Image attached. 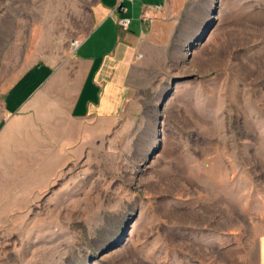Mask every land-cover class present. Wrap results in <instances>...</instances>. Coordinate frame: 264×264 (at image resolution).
<instances>
[{"label": "rangeland", "instance_id": "obj_1", "mask_svg": "<svg viewBox=\"0 0 264 264\" xmlns=\"http://www.w3.org/2000/svg\"><path fill=\"white\" fill-rule=\"evenodd\" d=\"M98 3L0 0V264H257L264 0H169L124 115L62 151L49 115L68 121L72 44ZM39 61L69 69L8 119L13 85Z\"/></svg>", "mask_w": 264, "mask_h": 264}, {"label": "crops", "instance_id": "obj_2", "mask_svg": "<svg viewBox=\"0 0 264 264\" xmlns=\"http://www.w3.org/2000/svg\"><path fill=\"white\" fill-rule=\"evenodd\" d=\"M169 0H99L93 8L92 29L71 57L69 65H78L79 90L66 112L67 122L56 121L49 115L50 124L63 131L61 149L74 153L88 149L94 135L103 133L104 127L116 123L130 102L131 68L142 53V41L165 14ZM131 19L124 30L120 19ZM69 67L39 61L19 77L7 97L6 117L14 119L27 105L28 100L50 83L55 75ZM49 102L44 99L43 102ZM55 101V100H54ZM52 101V102H54ZM43 105H36L41 112ZM31 108V107H30ZM68 133L64 137V129ZM257 245V264H264V235Z\"/></svg>", "mask_w": 264, "mask_h": 264}, {"label": "built area", "instance_id": "obj_3", "mask_svg": "<svg viewBox=\"0 0 264 264\" xmlns=\"http://www.w3.org/2000/svg\"><path fill=\"white\" fill-rule=\"evenodd\" d=\"M119 22H120V24L122 25V27H123V29L124 30H128L129 28H130V26H131V23H132V21H131V19H120L119 20ZM84 42V40L83 39H77V41H75L74 42V44H72V49L74 50V51H77L78 50V47L82 44Z\"/></svg>", "mask_w": 264, "mask_h": 264}]
</instances>
